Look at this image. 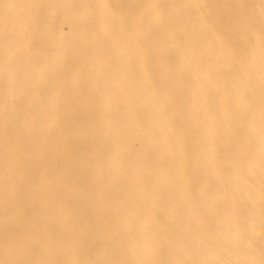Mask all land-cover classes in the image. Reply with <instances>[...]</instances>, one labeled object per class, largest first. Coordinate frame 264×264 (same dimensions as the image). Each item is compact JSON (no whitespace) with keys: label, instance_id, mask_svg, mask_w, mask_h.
<instances>
[{"label":"bare ground","instance_id":"bare-ground-1","mask_svg":"<svg viewBox=\"0 0 264 264\" xmlns=\"http://www.w3.org/2000/svg\"><path fill=\"white\" fill-rule=\"evenodd\" d=\"M0 264H264V0H0Z\"/></svg>","mask_w":264,"mask_h":264},{"label":"rangeland","instance_id":"rangeland-1","mask_svg":"<svg viewBox=\"0 0 264 264\" xmlns=\"http://www.w3.org/2000/svg\"><path fill=\"white\" fill-rule=\"evenodd\" d=\"M66 29H67L66 26H63V31H66Z\"/></svg>","mask_w":264,"mask_h":264}]
</instances>
